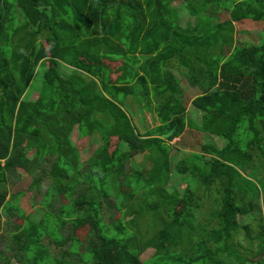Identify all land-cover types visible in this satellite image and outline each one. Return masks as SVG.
<instances>
[{
    "label": "trees",
    "instance_id": "trees-1",
    "mask_svg": "<svg viewBox=\"0 0 264 264\" xmlns=\"http://www.w3.org/2000/svg\"><path fill=\"white\" fill-rule=\"evenodd\" d=\"M175 1L166 17L162 0H0V218L18 213L6 222L13 227L8 239L0 237L13 252L6 258L0 250V264H245L236 244L241 230L246 241L259 242L257 262L264 264V44L234 47L237 25L264 22V0ZM67 61L69 77L59 71ZM42 66L38 99L22 101ZM173 71L200 91L193 107L203 124L187 119ZM130 86L141 100L153 93L155 130L139 134L131 126L120 97L127 99ZM187 125L227 145L174 158L186 148L155 131L176 128L173 141ZM75 127L81 138L97 133L106 141L86 164L71 138ZM112 139L119 141L114 160L107 154ZM137 154H148L151 169L125 175ZM18 170L41 171L30 187L37 193L50 182L41 220L31 217L23 228L13 223L25 217L27 192L9 197L8 190L10 178H22ZM172 177L199 187L189 184L179 197L167 191ZM113 211L130 220L115 221ZM240 218L256 220V236ZM82 227L84 241L75 238ZM147 236L160 246L142 262Z\"/></svg>",
    "mask_w": 264,
    "mask_h": 264
},
{
    "label": "rangeland",
    "instance_id": "rangeland-1",
    "mask_svg": "<svg viewBox=\"0 0 264 264\" xmlns=\"http://www.w3.org/2000/svg\"><path fill=\"white\" fill-rule=\"evenodd\" d=\"M162 3H163V8H164L166 17L169 16L168 12L170 11V9L175 8L177 6L175 0H173V3H169V0H162ZM183 17L184 18L187 17V14L185 13L183 15ZM218 17L222 20V17L220 15ZM236 32L237 33L235 36V45H234V47H236V51L242 52V50H246L248 48L254 47L255 45H256V47H258V46H261L264 44V22H256V23L250 22V21L243 22L242 24L237 25ZM44 44L47 45V42H44ZM103 63L106 65H109L112 68V70L115 69V67H113L111 61L103 60L102 64ZM238 65L235 64V67H236L235 71H237L240 74L247 75L248 72L240 69ZM67 66H69L68 61L64 63V66H62L63 68L59 69L61 74L64 75L65 77H69L70 72H71V70ZM43 68H45V67L42 66V70L39 72V76L36 77V79H34V81L32 82V85H30V87L28 88L26 95H24V97L22 98V101L25 100V101L33 102V101H36L38 99L39 93L41 92L42 83H43V74H44ZM173 74L178 79H180V82H181L180 89H181L182 94H183L182 102L187 109V119L191 120L194 123H197L198 125L203 124L202 118L204 117V114L201 112H198L193 107V101L198 96H201L200 91L198 89L191 88L189 86L185 76H182L181 74L174 72V71H173ZM120 76L123 77L124 76L123 73H121ZM116 78H118V74L113 73L111 75V80H115ZM121 86H123V85H121ZM132 91L133 90L130 86L129 90L127 92V94H128L127 99H125L126 95L120 94L121 99L124 100L126 103L125 106H123V109L126 111V113L128 112L127 114L130 116L129 118H130L131 126L133 124L137 130V133H139V134L140 133L144 134V133H147L149 131L155 130L159 126L160 123L157 121L156 115H155L156 104H155V100L153 99L154 98L153 93L149 97L145 93V95H146V101H145V100H141L137 97V92H134V91L132 92ZM140 95H143L142 92L140 93ZM150 101H153V102H150ZM149 102L151 104H149ZM132 114L134 117L132 116ZM155 133L162 138L161 141L164 140L166 143H168L169 139L163 138V134L161 135V133L159 131H155ZM194 134H197L198 138H196L195 144L192 145V140L194 138L193 137ZM79 136H80L79 131H78L77 127H75V129L73 130V133L71 135V138L78 148V151L80 153L81 162L83 164H86L89 161V159L93 156V154L96 152V150L102 148V146L106 144V141L101 139L99 134H97V133H94L90 136H87V138H85V137L81 138ZM182 140H186V142L188 144H190V146L186 147L184 143L178 144L179 142L182 143ZM198 141L199 142L201 141V145L199 146L198 150H195V149H193V147L199 143ZM109 143L111 144V147H109L107 154H108V156L113 157L112 160L117 159L119 156V141H117L116 139H112V142H109ZM169 143L171 145L178 144V147L180 149L181 148H186V149L188 148L189 149L185 152L174 151L173 152L174 158L178 157L182 154L185 156L186 154H189V153L201 152V149L205 144L216 145L219 149L220 148L223 149L227 145L226 140L221 139L219 137L211 136V135H202L197 130L193 129L192 127H190L188 125L185 127V131H184L183 135H181L179 138H176ZM20 147H22V148L28 147V143L26 141H24L21 143ZM182 150H184V149H182ZM122 151H124V152L128 151V148L123 147ZM28 156H33V152L30 151V153H28ZM128 162L129 163H127L125 165L124 172H123L127 176H132L137 171H142L145 174H147V172H149V170L152 167V161L150 160V157L148 156V154H137L132 159H130ZM173 164H174V162H173ZM200 166H202V164ZM173 167H174V165H173ZM18 174L22 178L17 179V180L10 178L8 190L10 192L9 197L17 189L24 190L25 192H27L26 195L22 197V201H21V205H20L21 208L23 209L24 213H25V217L23 218V216H21L19 221L13 223L17 228H23L24 226L28 225L27 219H31V217H32V221H34V222L41 220L43 214H40L38 211L42 207L40 205V201H42L44 194H45L44 192L46 191L50 182L48 179H45L43 182H41L40 183V186H41L40 193H37L34 190H30V187H31L33 179L40 178L41 171H39L37 174H35L33 176L32 175L30 176V175L22 172L21 170H18ZM252 179L256 181V179H254V178H252ZM12 180L16 181V184H12ZM17 183H18V185H17ZM189 184L192 186L193 191H196L195 187H197V188L199 187V185L190 183L187 180L179 181L178 177L176 179L174 177H172V180L170 181V183L167 187V191L169 193H174L177 196L182 197L185 194L187 186ZM79 193H80V190L77 187V194H79ZM9 197H8V199H9ZM64 202H66L65 198H64ZM209 208H210V206L208 203V208L204 211L205 217L203 216L204 215L203 214L202 219L205 218V220H207V218L209 216ZM180 209H181V207H178L177 211L180 212ZM107 213H108V211H107ZM14 215L18 216L17 211L15 213H13L12 217ZM12 217H7V213L4 211L1 212L0 237L2 238V240H7L8 237L10 236V232L13 231V227L8 226L6 223ZM111 217L115 221L121 220L124 223H127L130 220V217L125 212L113 211L111 213ZM15 218L17 219L18 217H15ZM250 219H248V218L241 219L240 218L239 219L241 221L240 224H241V226L251 225L250 226V230L252 229L251 234H252V236H256V233H257L256 232L257 231L256 220L252 223V221ZM249 223H251V224H249ZM86 234H87L86 227H82L76 232L75 238L80 240V241H84V239L86 238ZM245 236H246V234L244 233L243 230H241V233L239 234V236L236 240V244L240 245V249H238V250L243 253L245 264H258L257 261L261 258V256H263L260 252L259 242L256 240L253 244H251L245 240ZM1 238H0V240H1ZM44 240H46V243H47V241H49L48 238H46ZM146 240H147L146 244L149 245L150 247L146 248L144 245V247L142 248V250L144 252L142 255V262L145 259L147 260L154 255V253H155L154 247L160 246V243H159L160 240L157 238H154L152 236H147ZM6 242L9 243L10 241H4V242L0 241V250L4 253L6 258H9V256H12L13 252H10L7 250V248H5ZM14 255H16V253H14ZM10 264H21V263L12 259ZM228 264H233V263H228Z\"/></svg>",
    "mask_w": 264,
    "mask_h": 264
},
{
    "label": "clouds",
    "instance_id": "clouds-1",
    "mask_svg": "<svg viewBox=\"0 0 264 264\" xmlns=\"http://www.w3.org/2000/svg\"><path fill=\"white\" fill-rule=\"evenodd\" d=\"M173 129H175V128H173ZM171 131H172V130H171ZM171 131H170V132H171ZM170 132H169V133H170ZM169 133H167V134H169ZM175 133H176V130H175L174 134H175ZM174 134H173L171 137H173ZM165 135H166V134H165ZM165 135H163V138H164ZM171 137H170V138H171ZM152 138H154V137H152ZM170 138H165V139H170ZM178 138H179V137H178ZM175 139H176V138H175ZM169 142H171V141H168V143H169ZM179 143H180V142H179ZM179 143H178V144H179ZM169 144H170V143H169ZM178 144H175V145H178ZM170 145H171V144H170ZM181 151L185 152V151H187V149H184V150H181ZM7 217H8V216H7Z\"/></svg>",
    "mask_w": 264,
    "mask_h": 264
},
{
    "label": "water",
    "instance_id": "water-1",
    "mask_svg": "<svg viewBox=\"0 0 264 264\" xmlns=\"http://www.w3.org/2000/svg\"><path fill=\"white\" fill-rule=\"evenodd\" d=\"M175 130L176 129H173L169 134H166L164 138H170L174 134Z\"/></svg>",
    "mask_w": 264,
    "mask_h": 264
},
{
    "label": "crops",
    "instance_id": "crops-1",
    "mask_svg": "<svg viewBox=\"0 0 264 264\" xmlns=\"http://www.w3.org/2000/svg\"><path fill=\"white\" fill-rule=\"evenodd\" d=\"M69 68H71V67H69ZM71 70V69H70ZM70 76V75H69Z\"/></svg>",
    "mask_w": 264,
    "mask_h": 264
}]
</instances>
